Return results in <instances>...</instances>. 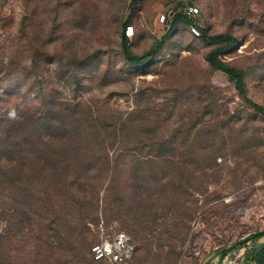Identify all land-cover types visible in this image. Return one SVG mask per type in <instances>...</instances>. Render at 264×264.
Returning a JSON list of instances; mask_svg holds the SVG:
<instances>
[{"label": "rangeland", "instance_id": "1", "mask_svg": "<svg viewBox=\"0 0 264 264\" xmlns=\"http://www.w3.org/2000/svg\"><path fill=\"white\" fill-rule=\"evenodd\" d=\"M190 2L201 8L199 27L238 37L221 58L245 71V96L211 65L207 54L216 44L202 43L191 24L178 22L148 63H127L121 38L129 16L131 47L141 54L166 35L172 17L161 23L160 16ZM45 97L60 103L46 104L53 112L75 103L97 109L111 161L123 142L161 139L175 149L169 161L137 151L136 162L163 165L155 174L148 169L143 176V166L131 162L102 175L89 172L73 186L75 198L53 197L59 218L52 227L17 223L11 197L0 196L2 264H46L52 249L43 237L76 236L72 228L82 217L90 246L115 233L129 235L137 247L131 264H244L263 245L264 237L250 239L221 256L264 229V116L247 101L264 106V0H0V117L39 116ZM127 118L137 132L129 139L113 133ZM0 124L3 133L8 123ZM40 128L30 132L36 141ZM45 132L39 148L62 145ZM83 153L89 152L73 154L71 163L89 162ZM62 223L70 227L57 232ZM69 258L57 253L48 263L73 264Z\"/></svg>", "mask_w": 264, "mask_h": 264}, {"label": "trees", "instance_id": "2", "mask_svg": "<svg viewBox=\"0 0 264 264\" xmlns=\"http://www.w3.org/2000/svg\"><path fill=\"white\" fill-rule=\"evenodd\" d=\"M136 1L138 0H131L132 5L135 4ZM191 3L192 2H190V4ZM184 8L185 7L177 6L172 10L173 15L171 16L172 19L166 35L154 41L150 48L141 54L135 53L132 50L131 45L133 41L127 36L126 28L132 21V17L129 16L123 24L121 38L122 54L127 63L132 66H141L148 63L155 57L158 51L164 47L169 39L170 33L178 22L194 25L193 20L184 13ZM199 28L202 32L200 35L202 43L216 44L207 54V59L211 65L215 69L227 73L230 79L234 81L235 87L239 93L245 96L247 92L245 71L238 66L225 62V60L221 58V54L238 44V37L231 33L210 34L208 28ZM84 67L85 66L80 67V70H84ZM74 72L78 78L76 81H81L78 69H75ZM247 101L257 112L264 116L263 105L250 98H247ZM48 103L53 106L60 104L56 98L51 100V98L48 99L45 97L41 105L42 111L39 116L34 112L18 113L19 115L17 112H14L9 118L0 117V122L8 123L6 131L0 133V196L9 195L11 197V203L9 202L8 204L13 207V215L15 219H17V223H46L47 228L52 227V223L59 218L56 214L53 197L57 193L62 192V195L65 194L75 198L73 186L81 181L89 172L96 170L98 174H101L107 169L122 167L126 163L131 162V167L143 166V176L148 174L145 173L148 169L152 174H155L159 169H163V165H155L157 161L152 160L154 158H164V161H169L167 156L173 154V150L175 149L172 143L161 139L152 143H141V139L135 143L123 142L122 145L119 144L118 146V153L112 155L113 160L111 161L110 145L108 146L106 140L101 137V133L99 132L101 126L98 124L97 109L93 108V110L89 111V108L87 111H83L78 109L76 107L78 105L75 103V106L68 104L66 108H64V113L58 111L53 112L51 109H47L46 104ZM48 112H52V114L48 115ZM130 119L131 118L122 120L119 125L117 121L113 126V133L118 135L119 132V134L127 139L137 134L134 130H130ZM99 120L101 124H104V121L102 123V120ZM2 125L3 124H0V127ZM40 126L43 128L41 129ZM36 127L40 128V130H38L40 131L39 135L37 132L39 138V140L37 138V141L30 135L31 130L37 131ZM19 131L22 133L21 138L18 135ZM44 132H50V136L62 140V145L56 148L52 145H49V148L45 149L39 148L37 142L43 140ZM116 134L115 136H117ZM86 149L89 152L86 153L88 156L85 153H83L82 156H86L87 158L90 157L91 160H89V162H82L80 160L71 163L70 159L73 156L81 155ZM137 151L151 157L150 168L145 165L147 161L141 163L136 162L137 160L135 157L138 154ZM3 158H6V160L8 158L6 163L10 165L5 164V162L3 163ZM175 168L176 166L174 169ZM174 169L173 171H175ZM166 176L165 170L159 174L160 178ZM53 214H56V216L54 217ZM86 223L85 218L82 217L80 226H73L72 229L76 232V236L69 235L62 237L63 233L59 232L58 228L62 227L68 229L70 227L62 223L60 226L57 225L55 227V230L59 232L58 239L53 238V235L50 234H46L43 237L42 242L45 247H51L52 249L50 251V256L46 258V264H49V260L53 258V255H57V253H60V257L69 254L70 258L65 261L69 260V262L73 264L99 263L94 260L91 250L89 249L92 237H90L87 232L88 228L86 227ZM74 237H78V239ZM260 237H264V229L257 230L242 240L235 241L232 246L223 249L221 256H225L230 250L236 248L240 244L246 243L250 239ZM2 244L0 239V264H2L4 253V244ZM244 264H264V243L260 247H255L248 252Z\"/></svg>", "mask_w": 264, "mask_h": 264}, {"label": "built area", "instance_id": "3", "mask_svg": "<svg viewBox=\"0 0 264 264\" xmlns=\"http://www.w3.org/2000/svg\"><path fill=\"white\" fill-rule=\"evenodd\" d=\"M184 13L193 20L194 25L192 26L196 27L201 32L197 25L199 22L197 17L201 14V8L191 3L185 6ZM172 15L173 11L170 10L168 13H163L159 20L161 23H164L168 21L169 17ZM134 26L133 24H129L126 28L129 37H132L135 33ZM136 248L130 236L120 232L93 243L89 249L91 250L94 260L101 264H131Z\"/></svg>", "mask_w": 264, "mask_h": 264}]
</instances>
